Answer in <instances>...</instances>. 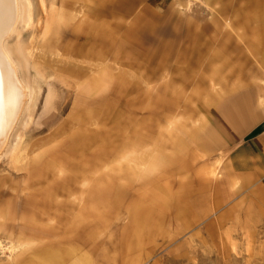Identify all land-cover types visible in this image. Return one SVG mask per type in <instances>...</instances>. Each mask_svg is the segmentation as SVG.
<instances>
[{
  "label": "rangeland",
  "instance_id": "obj_1",
  "mask_svg": "<svg viewBox=\"0 0 264 264\" xmlns=\"http://www.w3.org/2000/svg\"><path fill=\"white\" fill-rule=\"evenodd\" d=\"M75 1L40 0L41 13L22 36L46 52L32 65H61L58 55L83 60L80 50L92 46L91 59L107 61L97 66L88 99L46 68L30 115L34 127L64 104L58 127L75 107L92 113L93 176L79 194L88 204L77 209L75 224L69 215L63 224L29 226L20 238L38 244L9 264H51L40 250H68L53 264L77 257L94 264H264V211L233 157L245 141L264 137V0H81V11ZM91 23L109 30L92 41L85 32ZM126 142L140 159L117 155ZM6 157L0 175L22 186ZM3 191L0 233L15 225L19 234L32 213ZM137 201L150 216L138 219Z\"/></svg>",
  "mask_w": 264,
  "mask_h": 264
},
{
  "label": "bare ground",
  "instance_id": "obj_2",
  "mask_svg": "<svg viewBox=\"0 0 264 264\" xmlns=\"http://www.w3.org/2000/svg\"><path fill=\"white\" fill-rule=\"evenodd\" d=\"M120 4L121 2L114 6ZM81 6V0L75 1L76 11H81ZM36 13H41L40 0H0V37L5 34L0 39V157L7 156L5 163L15 174L12 177L24 181L22 186L8 185L7 178L0 175V197L5 188L14 197L22 198L23 209L32 213L30 221L25 220L21 223L22 230L19 234L14 228L15 225L9 231L6 230V235L0 233V252L6 255V258L0 259L5 261L3 264H9V261L18 255L26 257L30 244L32 242L38 244V238H20L26 234L29 226L40 229L46 223L63 224L69 215L72 217L70 223L75 224L77 209L88 204L83 202V199L79 200V194H83L84 188H87L92 180L91 156L94 153V146L98 144L97 140L90 142V130L94 123L90 112L83 115L81 109L77 110L75 107L70 118L58 127L53 125L60 112L65 110L64 104L60 106L58 112H52L47 119L34 127L30 126L33 121L30 115L34 113L33 110L38 104L39 95L37 96L36 91V86L40 85L38 77L47 75L46 68L51 70L52 79H59L55 74L57 72L63 75L64 85L74 86L77 93L84 95L86 99L91 96L94 72L98 65L107 61L102 59L99 63L91 59L90 54H94L93 43L88 38H93L94 41L96 33L103 35L109 29L106 24L97 26L91 23L85 30L88 36L85 38V47L87 48V45L92 47L87 49L86 53L80 50L79 56L82 55L83 60H76L70 55L66 57L58 55L56 62L62 63L61 65H47L44 68V65H32V60L38 63L39 58H45L46 52L38 49L33 39L27 41L22 36L25 27L34 25L33 16ZM80 16L84 19V16ZM12 36L16 38L13 42ZM32 37H37L36 31H33ZM55 48V45H52L51 50ZM58 53L59 50L51 52V55ZM51 60L54 61V57H51ZM70 61H74L75 64ZM33 68L36 74L32 73ZM50 91L53 93V87H50ZM47 100L51 101L52 98ZM80 105L83 106L84 103ZM98 148L101 149V146ZM130 150V144L126 142L117 150V155L126 158L134 154V159L141 158V155ZM106 156H109V153ZM157 199L160 201L161 198ZM134 205L138 219L142 214L144 217L150 216L151 210L144 209L143 202L137 201ZM77 217L81 218L80 215ZM130 232V236L136 239L141 229L134 225ZM36 236L39 240L44 239L40 233H36ZM2 237L7 238L6 244ZM39 252L37 255H40L43 262L49 261L51 264L62 262L68 254V250ZM25 260L26 258H22L20 262ZM26 263L31 264L28 260ZM72 264L94 263L92 260L77 257Z\"/></svg>",
  "mask_w": 264,
  "mask_h": 264
},
{
  "label": "crops",
  "instance_id": "obj_3",
  "mask_svg": "<svg viewBox=\"0 0 264 264\" xmlns=\"http://www.w3.org/2000/svg\"><path fill=\"white\" fill-rule=\"evenodd\" d=\"M236 170L251 180L255 206L264 211V137H256L245 141L233 155Z\"/></svg>",
  "mask_w": 264,
  "mask_h": 264
}]
</instances>
